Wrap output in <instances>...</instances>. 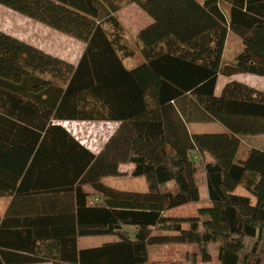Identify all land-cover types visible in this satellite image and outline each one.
I'll return each instance as SVG.
<instances>
[{"label": "trees", "instance_id": "obj_1", "mask_svg": "<svg viewBox=\"0 0 264 264\" xmlns=\"http://www.w3.org/2000/svg\"><path fill=\"white\" fill-rule=\"evenodd\" d=\"M132 4L152 23L137 36L143 61L128 69L135 54L116 15ZM0 5L86 45L73 65L0 31V196L13 199L0 217V264H149L151 247L173 244L198 247L192 264L212 263L213 246L218 264H264V151L241 152L243 137L264 135V90L232 81L217 94L220 76L264 77V0ZM229 33L243 49L223 65ZM212 35L219 44L207 63L193 54ZM193 101L226 132L192 134ZM64 122L117 127L95 153ZM196 159L212 206L169 217L201 200ZM128 164L148 191L103 183ZM107 236L115 240L78 248L79 238Z\"/></svg>", "mask_w": 264, "mask_h": 264}, {"label": "rangeland", "instance_id": "obj_2", "mask_svg": "<svg viewBox=\"0 0 264 264\" xmlns=\"http://www.w3.org/2000/svg\"><path fill=\"white\" fill-rule=\"evenodd\" d=\"M128 7V6H127ZM0 8L4 9L0 6ZM7 9V8H6ZM123 10V9H122ZM121 10V11H122ZM143 11V10H142ZM6 12V11H5ZM144 12V11H143ZM133 13L128 10L124 12L122 20L116 15L119 22L123 27L124 44L134 51V57L128 58L124 61L128 69L136 67L143 61V58L139 51V46L137 43V28H133L129 25L131 20H127ZM144 16L148 17V14L144 12ZM137 20L141 25L145 23V19ZM140 18L139 16L135 17ZM149 18H151L149 16ZM145 25V24H144ZM143 25V26H144ZM109 25L106 26L108 28ZM0 29L17 36L22 41L33 45L49 54H52L58 58H61L73 65H77L85 52L86 45L76 39L55 31L47 26H43L40 23H36L32 20H28L17 13L2 14L0 12ZM143 29V28H141ZM211 36V41L205 40L200 43L197 47L202 49V52H196L193 54L197 58L199 56L200 60H205L204 62L212 63L214 61L217 46L219 44L216 37ZM209 47V49H208ZM243 49L242 41L232 33H229L224 52L222 63L223 65L233 63L239 53ZM201 53V54H200ZM180 57H184L178 52ZM190 56L188 55V58ZM220 87L221 84L226 83L229 80H236L244 83L250 87H253L259 91L264 90V77H258L249 74L235 75L230 78L220 77ZM218 86V85H217ZM220 92H218L219 94ZM202 119V120H201ZM206 119V120H205ZM207 119L209 121H207ZM62 125L68 129L71 134L83 145L88 147L92 152L98 153L103 146L106 144L108 139L114 133L117 125L114 123H104V122H64ZM188 127L192 134H205V133H224L226 131L223 126L213 120L211 117L206 115L203 110L193 101L190 109V115L188 117ZM251 149H259L264 151V135L261 136H247L242 138V149L241 152L246 154ZM197 160V165L200 167L199 171V185H200V195L201 200L198 203L189 204L167 213L169 217H181L188 218L197 215V212L201 208L210 207L212 205L210 197L208 194V188L205 181V174L201 168L200 159ZM134 167L132 165H122L120 167V172L122 176L119 177H109L103 180V183L107 186L114 187L122 191H132V192H146L148 191V184L144 177L134 178L132 176V171ZM171 186V185H170ZM166 187V189H171ZM86 191L91 194L92 204H97L95 193L90 187H86ZM237 194L247 196L248 193L243 186H240L236 190ZM3 197L0 196V213L3 210ZM132 231V229L127 228ZM108 237H95L91 240L84 238L81 240V247L96 246L99 242H106ZM115 239V238H111ZM99 246V245H97ZM198 253V247L194 245H165V246H153L149 250V264H192L189 262L188 256H192ZM211 254L213 257V262L210 264L217 263V250L216 246L211 247ZM203 264V263H198ZM205 264V263H204ZM209 264V263H208Z\"/></svg>", "mask_w": 264, "mask_h": 264}, {"label": "crops", "instance_id": "obj_3", "mask_svg": "<svg viewBox=\"0 0 264 264\" xmlns=\"http://www.w3.org/2000/svg\"><path fill=\"white\" fill-rule=\"evenodd\" d=\"M1 6V5H0ZM1 7H3L4 9H2V8H0V12L2 13V14H9V13H12V14H14V13H16V12H14V11H12V10H10V9H6V7H4V6H1ZM129 11V12H131V13H133L127 20H131L130 21V23H129V25L131 24V25H133V26H131V27H133V28H137L138 30H137V33L139 32V31H141L142 29L141 28H145V27H147V26H149L151 23H152V19L151 18H149V16L148 17H146V16H144V12L136 5V4H132V5H130V6H128V7H126V8H124L122 11H120L118 14V17L120 18V20H122L121 18H123V14H124V12L125 11ZM6 11V12H5ZM17 14H19V13H17ZM20 15V14H19ZM22 16V15H21ZM136 16H139L140 18H135ZM143 16H144V19L146 20L145 21V25L143 26V25H141L137 20H141V18H143ZM24 18H26V19H28V20H31V19H29V18H27V17H25V16H23ZM32 21H34V20H32ZM34 22H36V21H34ZM36 23H38V22H36ZM121 23H122V21H121ZM43 25V24H42ZM122 25H123V23H122ZM43 26H45V25H43ZM124 27V26H123ZM0 31H2V32H4V33H6V34H8V35H11V36H14V35H12L11 33H8V32H6V31H3V30H1L0 29ZM14 37H16V38H18L17 36H14ZM18 39H20V38H18ZM21 40V39H20ZM221 77V76H220ZM220 77H219V80H218V86H217V94H218V92H220L219 94H221V92H222V90H223V88H224V86L227 84V83H229V82H232V81H236V80H229V81H227L226 83H222L221 85L223 86V87H220ZM237 82H239V81H237ZM218 94V95H219ZM224 132H226V131H224ZM109 187H111V186H109ZM112 188H114V187H112ZM208 188V187H207ZM114 189H116V188H114ZM208 194H209V190H208ZM12 201H13V199L11 198V197H3V201H1L2 203H3V210H2V212L0 213V217L1 218H3L6 214H7V212H8V210H9V208H10V206H11V203H12ZM96 201H97V203H98V200H97V198H96ZM212 206V205H211ZM210 206V207H211ZM108 237V239H107V241L106 242H104V241H102V242H99L97 245H99V246H101V245H103V244H105V243H108V242H112V241H114L115 239H111V238H114V237H111V236H107ZM84 238H88L89 240H91V239H93V238H95V237H82V238H79L78 239V248L80 249V250H83V249H89V248H94V247H98L97 245L96 246H90V247H81L80 246V244H81V240L82 239H84ZM46 264H50V263H46Z\"/></svg>", "mask_w": 264, "mask_h": 264}]
</instances>
